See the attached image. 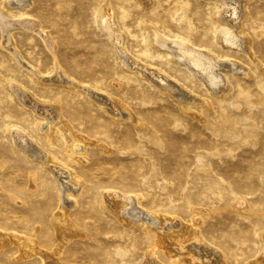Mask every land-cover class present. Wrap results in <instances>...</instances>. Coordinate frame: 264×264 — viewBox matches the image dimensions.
<instances>
[{"label":"rangeland","instance_id":"1","mask_svg":"<svg viewBox=\"0 0 264 264\" xmlns=\"http://www.w3.org/2000/svg\"><path fill=\"white\" fill-rule=\"evenodd\" d=\"M12 1L0 0V13L40 29L11 32L24 65L0 43V230L35 239L60 264H198L189 262L190 251H168L189 249L197 238L220 264H264V0L231 6L226 0H23L27 9ZM241 6L242 30L230 27L227 34L249 40L248 51L218 43L228 24L217 22L216 12ZM155 40L192 47L241 72L217 71L229 91L214 92ZM128 58L134 68L123 62ZM150 71L179 84L191 100L157 88L146 79ZM58 73L74 85L43 82ZM12 87L60 114L51 125L58 145L49 142V128H40L47 120L25 107ZM89 89L105 95L109 106L89 98ZM111 105L118 107L113 113ZM13 130L74 172L75 184L62 180L72 208L64 206L53 171L13 145ZM73 150L79 162L70 158ZM110 194L138 197L140 210L172 218L158 224L172 242L156 243L163 233L123 224ZM63 213L77 236L58 233ZM19 254L16 244L4 247L0 264H42Z\"/></svg>","mask_w":264,"mask_h":264},{"label":"bare ground","instance_id":"2","mask_svg":"<svg viewBox=\"0 0 264 264\" xmlns=\"http://www.w3.org/2000/svg\"><path fill=\"white\" fill-rule=\"evenodd\" d=\"M232 1L233 0H226V2L229 3L228 6L230 5V3H232ZM19 2L22 3L23 7L25 8L26 3L24 5L25 1H23V0H14V1L10 2L9 5L15 7ZM234 2L237 3L236 1H234ZM235 3H233V4H235ZM237 6H240V5H237ZM241 7L243 8V6H241ZM11 8L13 9V7H11ZM12 9H9V10H12ZM25 9H27V8H25ZM225 11L226 12H224V13H219V11L216 12V21L217 22H222L223 24H226V25L228 24L227 29L221 31V33L219 34L218 43L219 44H224V45L229 46V47H233L235 49L248 51V49H250L249 42H248L249 40H245L246 38L240 39L239 36L236 35L237 32H235L233 34H227L228 30L231 29L230 27H233V29L235 27V28L238 29V31L242 30L243 24H244V20H245V17H246V12H245L246 9L244 10V8H243V10L241 9L240 11H239V9H238V11H236L235 9L234 10H228V11L225 10ZM20 13H21L20 16H24L25 15V12L23 10H20ZM24 18L26 19V17H24ZM106 19H107V17H106ZM105 25H106V29L107 30H109L111 32L115 31L114 27L111 24L106 23ZM14 28L15 29L16 28L17 29L18 28L26 29V31H30L31 33H39V29L40 28H38L37 24L34 21H30V20L11 21V20H8L7 17H4L3 13L2 14L0 13V29H1L0 31L2 32V37L0 35V43L2 41L3 45L9 51L12 52L13 56H15V58L17 59V62H20V58L18 56V53H16L17 51L15 50L16 51L15 52L14 49H13L14 43H13V39H12L13 37L11 35V32H12V30ZM230 31H232V30H230ZM41 33H43V32H41ZM162 40H159L157 42L155 40L154 43L159 45V47L161 49L165 50L168 54H170L172 56V60H174L175 63L186 65L190 69L191 72H193L197 77L201 78L202 81L208 86V88L211 89L214 92H220V93L222 92L223 93V92H226L229 89L228 88L229 85H228V83L225 80L226 79L225 75H224V77H225V79H224V78H222L220 76V74L217 73V71L219 72V70H220V71L223 72V74H225L227 72H232V73H236L238 71L241 72L240 68L237 65L233 64V63H225L224 62L225 64L224 63L223 64H217V63H215L212 60L213 58L211 59V58H209V56L208 57L205 56V53L203 54L202 52H199L197 49H196L197 52L193 51L192 47H190L192 50H188L184 46L183 47L182 46H178V44L174 45V44H172V42L162 41ZM121 43L122 42L119 43V46H121ZM179 43H181V42H179ZM49 47L51 49H54V44L52 45V43L51 44L49 43ZM186 47H187V45H186ZM119 50L121 52H124L122 46L120 47ZM181 52H186V54H183ZM209 54H211V53H209ZM212 56H213V54H212ZM119 57L121 58V55ZM125 57H126V55H125ZM129 58H131V57L129 56ZM129 58L127 60L123 59V62L129 68H134L132 64H129V62H128ZM121 60H122V58H121ZM222 61H225V60H222ZM229 62H230V60H229ZM121 63H122V61H121ZM131 63H132V61H131ZM220 63H222V62H220ZM20 64L24 65L22 63V61L20 62ZM135 64H136V62H135ZM213 64H215V65H213ZM26 67H27V65H26ZM28 69H29V67H28ZM29 70H30V72H33L34 76L37 74L36 69H34L35 71L33 69H29ZM61 71H62V69H61ZM150 73H151L150 75L146 74V79L148 81H150L152 84L156 85L157 88H159V89H161L163 91L169 92L170 94L175 96L181 102H187V101L191 100V98L188 95H186L184 92H182V90L178 87L179 84L176 83V85H175V84H173L174 82L172 83V82H170V81H168L166 79L153 78V76L155 74H157V73L153 72V71H150ZM54 75H55V73H54ZM54 77L52 76L51 77L52 79L48 78L46 80H43V82L46 81V82H49V83L53 82V84L60 83L62 85H74L62 73H58ZM144 77H145V75H144ZM43 78H45V77L43 76ZM37 80H38V78H37ZM40 80H41V78H40ZM17 87H12V91L19 97L20 101L23 103V105H25V107L30 109L37 116L39 115V117L47 120V124L46 125H42L40 128L42 130L44 129L45 126H46V128H49V130H51V133L49 135V142L51 144L58 145V143L60 141V137H58L55 134V129L53 127H51V125L55 122V120L56 121H61L62 120L60 114H58L59 116L56 117V113H55L54 110L51 109V107H49V106L45 107V106L39 105L38 103H36L37 101L35 102L33 100L34 98H31L32 96L27 95V93H25L24 91L19 90L20 88H17ZM70 89H71V87H70ZM81 89L84 90V88H81ZM87 90H88V88H87ZM91 90L89 89V91H88L89 93L87 92L89 98L91 97L92 100H95L96 102H98L100 104H106V106H109L108 104L110 102H108V100H104L103 99V98L106 99L105 95H101L99 93H95L94 90H93L94 92H90ZM222 96H223V94H222ZM98 97H100V98H98ZM111 102L113 103V101H111ZM117 109H118V107L113 105L112 108H111V113L115 112ZM57 110H58V107H57ZM121 110L119 109V113H122L123 116H125L127 118H130V116L128 114L122 112ZM57 113H60V112L57 111ZM114 114H116V113H114ZM10 134H11V139H12L13 145H15V147L22 149L24 151V153L28 156V158H30V159H38V160L42 161L50 170L53 171V173L57 177V180H58V183H59V186H60L61 198L64 201V206H68L69 208H72L74 206L75 201L71 202V201H68V200L64 199L67 187L64 184V182H63L64 180L63 179L64 178L68 179L72 183H74V181H78V178L76 177L74 172L69 170V169H67L65 166L58 165L57 162H56V159L54 157H52L51 155H48L47 153H45L44 150H42V148L38 144H36V142H33L32 140H30L27 137V135H24V133H22L21 131L13 130V131H11ZM85 143H87V142H85ZM79 156H80V153H78L77 151L73 150L72 154L70 155V158L76 163V162H79V159H78ZM60 176L62 178H60ZM67 197H68V195H67ZM110 198L114 199V203H115V205H114L115 208L114 209H116L117 211H114L112 209L111 210H112V212L115 213V215L117 213H119V216H117L118 214L116 216L120 219V221L123 224H127V223L128 224H135V225L141 227L142 229H153V230H155L156 232H158L160 234L163 233V235H159V236L157 235L156 236V243L167 242L169 244V243L172 242V241H169V239H168L170 236L168 234H165L164 233L165 230L161 229L159 227V225H158V224H160V226H162L164 220L168 219V221L169 220L172 221V218H169V217L166 218L167 216L163 217L161 215H154V213L152 215H150V214H147L145 211L140 210L141 209V208H139V204H140L139 200L140 199L138 197L128 198V197H126V195H122L121 199H119L117 196L115 197L114 194H110ZM108 206H109V204H108ZM62 217H63V224L59 225L57 227L58 233L61 236H66V237H69V238H72L73 236H77L78 233L77 232H73L74 228L72 227V225L68 221L67 215H64V213H63ZM167 226H169V225H167ZM166 228H168V227H166ZM173 228H175V227H173ZM169 230H171V229H169ZM193 232L194 231L191 230L189 233H193ZM176 235H178V234H172L171 236L175 237ZM19 237H21V236H19ZM19 237L17 235H15V234L6 233V232L0 230V251L3 250L4 247L9 246L10 244H16V246H18L19 252H20V254L18 256V259H24V258L25 259H29V258L37 256L41 260L42 264H60L58 262V260L54 257V254L42 250L38 246V244H37L35 239L27 238V237H24V238H19ZM194 238H196V236ZM194 240H195V244H193L191 247H189V249L183 247V249L179 250V249H173L171 247V248H169L168 251H169V253H171V252L173 253V251H176V254L174 253L175 255L185 253L186 251L187 252H189V251L192 252L194 254V259H192V258H190V260L188 259L190 263L193 260V261H196L198 264H213V263L220 264L221 258L214 251V249L212 250L208 245L206 246L198 238L194 239ZM173 243H174V241H173ZM25 250H26L27 253L25 252ZM172 253H171V256H174V254H172Z\"/></svg>","mask_w":264,"mask_h":264}]
</instances>
